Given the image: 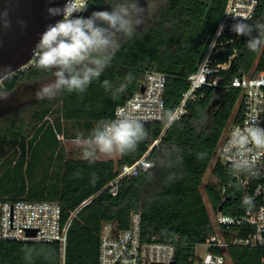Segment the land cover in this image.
<instances>
[{
	"label": "trees",
	"instance_id": "trees-1",
	"mask_svg": "<svg viewBox=\"0 0 264 264\" xmlns=\"http://www.w3.org/2000/svg\"><path fill=\"white\" fill-rule=\"evenodd\" d=\"M156 1L131 38L117 37L120 47L110 65L83 94L63 92L51 100L27 103L16 112L0 114V200L59 202L62 223L68 224L64 264H99L103 225L114 223L117 229L125 230L132 212L141 214L143 240H174V264H192L188 259L196 245L217 241L202 190L215 214L239 216L247 208L242 206L246 197L242 189L229 187L233 182L229 166L216 160L212 169L215 181L203 184V179L229 124L243 117L241 91L231 83L236 77L264 71V49L253 53L245 46L248 37L235 40L232 46L237 53L230 68L221 72V86L202 87L197 99L187 102V112L169 126L189 89L188 76L206 54L226 0ZM88 3L87 12L109 7L107 0ZM256 22L264 23V0L259 1L250 23ZM149 70L166 75L164 119L143 122L148 137L136 151L116 161L97 159L93 164L80 157H66L60 136L81 135H70L65 122L97 123L113 118L116 108L141 88ZM129 75L132 80L127 90L114 99L103 82L109 81L114 90ZM52 79L51 72L31 66L2 80L0 94L35 92ZM161 134L158 147L149 155L154 166L120 180L117 194H110L106 187L117 170L142 157ZM17 144L20 153L15 157L9 152ZM198 153H204V158L198 159ZM47 179L52 180L50 187ZM221 232L226 240L232 237L224 228ZM25 248L35 250L31 261L24 258ZM212 251H225L232 264H262L264 255L260 248L241 245H229L225 250L214 247ZM0 254L2 264H60L62 258L58 242L8 240L3 242Z\"/></svg>",
	"mask_w": 264,
	"mask_h": 264
},
{
	"label": "built area",
	"instance_id": "built-area-1",
	"mask_svg": "<svg viewBox=\"0 0 264 264\" xmlns=\"http://www.w3.org/2000/svg\"><path fill=\"white\" fill-rule=\"evenodd\" d=\"M259 1L226 0L223 14L210 40L206 54L197 70L188 76L189 89L183 94V99L171 119L178 117L175 120L177 121L187 112V102L197 99L198 91L202 87L221 86V72L230 68L237 53L236 47L232 44L240 37L230 29V25L238 19L233 18L231 15L251 17L248 20V23H250L254 18ZM220 24L224 25L223 34L216 36ZM212 44L214 46L211 47ZM230 50L232 52L227 57H222L225 52ZM33 65L34 57L32 56L17 72L26 70ZM143 85V91L141 89L136 90L118 107L128 109L142 122H160L164 119L166 75L159 71L149 70L146 72ZM231 85L241 91L243 117L241 121L229 124L218 146L215 158L224 166H230L226 163L222 153L226 149L233 129L245 127L253 117H258L260 126L264 127V71L253 76L236 77ZM161 137L162 134L149 145L142 157L132 164L123 165L117 170L116 177L106 187L110 194H117L120 180L137 176L154 166V163L149 159V155L158 147ZM258 168L260 170L258 177H233V182L229 184V187L233 184H241V189L246 197H250L252 200L251 206H247L245 212L239 216L218 212L213 218V223L220 231L224 228L225 232L232 235L230 240H226L224 235L223 239L220 240L216 234L217 241L206 244L209 249L208 253L201 259H197L194 253L188 259L190 263L232 264L225 251L215 253L212 251L214 247L225 250L229 245H241L260 248L264 252V158L259 161ZM225 191L226 188L224 187L223 194ZM88 202H84L80 208ZM74 214L75 212H72V215ZM67 229L68 224L62 223L61 204L57 201L0 200V253L3 242L8 240L58 242L62 250L60 264H64ZM29 230H34L35 235L28 236L27 232ZM141 231V214L139 212L131 213L130 225L125 230L117 229L114 223L104 224L100 233L98 263L174 264L175 241H162L156 237L146 241L143 240ZM0 264H2L1 254ZM262 264H264V255Z\"/></svg>",
	"mask_w": 264,
	"mask_h": 264
},
{
	"label": "clouds",
	"instance_id": "clouds-1",
	"mask_svg": "<svg viewBox=\"0 0 264 264\" xmlns=\"http://www.w3.org/2000/svg\"><path fill=\"white\" fill-rule=\"evenodd\" d=\"M109 8L93 11L85 16L89 8L88 0H66L63 7L47 9L50 16L62 18L49 24L40 35L32 56L34 67L51 72L53 79L41 85L35 92L38 101L51 100L58 94L81 93L98 80L119 49L118 36L131 38L144 24L150 9L142 6L139 0H107ZM230 15V14H229ZM236 22L230 25L237 36L248 37L245 46L253 53L264 49V23H248L251 17L233 16ZM23 26L24 22L20 21ZM0 26L10 27L7 11L0 13ZM220 24L216 36L223 34ZM214 46L213 44L210 45ZM131 75L113 90L107 80L103 82L106 91H112L113 98L127 90ZM178 117L168 121L169 126ZM148 137L144 123L128 109L117 108L114 117L98 121L87 136L81 134L78 146L81 159L93 164L100 156H124L136 151L139 143ZM223 156L228 165V174L233 177H258V163L264 158V127L253 117L243 128L233 129ZM204 153L197 158L203 159ZM232 187L239 190L242 185ZM250 197L242 200V206H251ZM25 260L31 261L34 249L25 248ZM38 254V253H37Z\"/></svg>",
	"mask_w": 264,
	"mask_h": 264
},
{
	"label": "water",
	"instance_id": "water-1",
	"mask_svg": "<svg viewBox=\"0 0 264 264\" xmlns=\"http://www.w3.org/2000/svg\"><path fill=\"white\" fill-rule=\"evenodd\" d=\"M65 3L66 0H0V13L7 11L10 21L7 29L0 26V81L29 61L47 25L61 19L50 16L47 9L63 7ZM140 89L143 91L144 85ZM27 235L34 236L35 231L29 230Z\"/></svg>",
	"mask_w": 264,
	"mask_h": 264
},
{
	"label": "rangeland",
	"instance_id": "rangeland-1",
	"mask_svg": "<svg viewBox=\"0 0 264 264\" xmlns=\"http://www.w3.org/2000/svg\"><path fill=\"white\" fill-rule=\"evenodd\" d=\"M139 3L142 5V6H147L150 10L152 9L153 6L157 5V1L156 0H139ZM91 5V4H90ZM109 8V7H108ZM92 13V11H88L86 13V16L90 15ZM147 16V15H146ZM39 88V87H38ZM23 91V90H22ZM37 91V90H36ZM3 94H0V98ZM4 95H9V94H4ZM1 106H6L5 107V111L7 112H10V110H12V104L9 105V101L6 100L5 98H2L0 99V109H1ZM3 110V109H2ZM0 112H4L3 111H0ZM70 135L72 134H76L75 131H72L69 132ZM61 137V142H62V147L65 146L67 147V149L69 151H72L73 153V157H81V149L79 148L78 146V140H73V139H67L66 136H60ZM7 143H6V146L5 148H7ZM111 158H114V159H117V155H113V156H110ZM109 157V158H110ZM215 161H216V158H214L204 176V179H203V184H206L207 182H210V181H215V178L213 177L212 175V169H213V166L215 164ZM202 194H203V197H204V200L209 208V211H210V215H211V219H212V222L213 221V218L215 216V213L212 211L208 201H207V198H206V195H205V192L202 190ZM214 227H215V230H216V234L218 236V238L221 240L223 239V234L222 232L220 231V229L215 225V223H213ZM209 249H208V246L206 244H198L195 246V256L197 259H201L206 253H208Z\"/></svg>",
	"mask_w": 264,
	"mask_h": 264
},
{
	"label": "crops",
	"instance_id": "crops-1",
	"mask_svg": "<svg viewBox=\"0 0 264 264\" xmlns=\"http://www.w3.org/2000/svg\"><path fill=\"white\" fill-rule=\"evenodd\" d=\"M36 92V91H35ZM35 92H31V93H23V94H19V95H14V94H9V95H2L0 99L5 98L6 100L9 101V105L12 104V110H10V112H16L18 110L21 109L22 106H24V104L27 103H31V102H37L38 100L35 98ZM5 107L6 106H1L0 111H5ZM3 109V110H2ZM2 112H0L1 114ZM95 122H90V123H78V122H65L64 126L66 128L67 131L71 132L75 131L78 135L83 134L84 136H87L88 133L91 131V129L95 126ZM75 135V136H78ZM67 139H73V140H79L80 138H75V137H71V138H67ZM16 149V150H15ZM63 151L66 157H71L73 156V152L69 151L67 149V147L63 146ZM10 154H13L15 157H18L20 151H19V146L17 145H13V149L9 152ZM44 155H47V153L49 152H43ZM43 155V154H42ZM120 157V155H117V159ZM98 159L100 160H117L114 158H109V157H105V156H100ZM3 159L0 158V163ZM1 169V168H0ZM2 171L0 170V175H1ZM48 174L51 176V171H48ZM48 175V176H49ZM52 180L51 179H47L46 180V184L50 187ZM50 189V188H49Z\"/></svg>",
	"mask_w": 264,
	"mask_h": 264
}]
</instances>
